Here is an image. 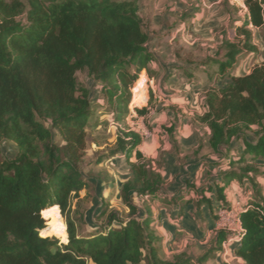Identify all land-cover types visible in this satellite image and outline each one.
<instances>
[{"label":"trees","instance_id":"1","mask_svg":"<svg viewBox=\"0 0 264 264\" xmlns=\"http://www.w3.org/2000/svg\"><path fill=\"white\" fill-rule=\"evenodd\" d=\"M245 3L237 38L224 39L216 56L201 61L209 81L229 80L207 90L199 116L211 131L210 153L221 155L224 167L222 181L203 187L199 202H210L205 191L214 190L218 208H230L227 187L248 181L253 194L240 213L244 231L235 253L244 264H264V188L258 181L264 178V58L248 74H230L243 55L259 52L255 29L264 43V0ZM149 37L138 0H0V145L11 140L18 146L11 156L0 148V264H193L183 253L162 256L152 208L140 214L135 202L136 196L155 198L165 184L140 149L143 134L126 122L131 86L144 69L157 75L149 68ZM79 71L102 83V103L120 128L106 157L124 154L130 166L120 189L127 217L103 197V221L91 232L80 230L82 215H73L74 199L93 186L79 167L95 118L91 90ZM145 81L143 72L134 103L144 102ZM150 85L154 95V80ZM152 107L137 108L138 116L148 121ZM162 128L177 149L174 127ZM114 185L111 179L106 188L113 191ZM227 237L218 229V247L199 262L223 250Z\"/></svg>","mask_w":264,"mask_h":264},{"label":"crops","instance_id":"2","mask_svg":"<svg viewBox=\"0 0 264 264\" xmlns=\"http://www.w3.org/2000/svg\"><path fill=\"white\" fill-rule=\"evenodd\" d=\"M138 4L139 14L150 36L146 47L154 56L149 68L157 75H150L147 69L143 71L154 80L155 98L162 100L164 92L168 96L164 97L165 105H170L169 109L178 113L170 125L174 127L177 149L165 129L144 137L140 145L143 154L152 160L165 179L164 187L156 197H144V200L148 201L154 213L162 256L171 259L183 253L191 258L193 264H201L199 258L212 247H218L215 215L219 206L214 190L205 191L210 202H199L202 198L199 192L203 187H214L221 182L224 167L220 163L221 155L210 153L211 131L208 126L203 124L207 131L201 132L191 120L193 111L189 113L190 117L182 112H188V105L196 106L199 100H204L206 111V92L216 84L218 77L213 79L214 82L209 81L207 71L210 70L201 61L216 56L224 39L237 38L236 28L243 23L240 15L244 19L248 8L238 11L227 0H138ZM237 65L230 74L245 75L251 71L242 73V65ZM201 144L203 149L199 151ZM159 150L164 151L167 157L159 160ZM189 182L193 183V188L183 190ZM244 185L235 180L227 187L231 205L240 203ZM172 198L174 201L168 203ZM246 208L247 203L238 207L241 212ZM144 213L143 209L141 214ZM236 247L232 245L228 256L222 249L216 251L202 264H244V260L235 253ZM89 264L95 263L90 260Z\"/></svg>","mask_w":264,"mask_h":264},{"label":"rangeland","instance_id":"3","mask_svg":"<svg viewBox=\"0 0 264 264\" xmlns=\"http://www.w3.org/2000/svg\"><path fill=\"white\" fill-rule=\"evenodd\" d=\"M238 8L236 5H233ZM240 8H238V11ZM240 14V13H239ZM246 16V15H245ZM241 20H243V16L240 15ZM255 42L259 47V52L257 54H245L243 55L238 65L241 64L242 73H246L248 70H252L255 66L261 64L264 58V43L259 36V31L255 29ZM213 46V45H212ZM215 47V46H214ZM237 65V66H238ZM143 74V72H141ZM146 78L148 77V101L146 104L141 107H148L153 105L151 109V113L148 116V121L144 120L143 116H137L134 119L127 118L126 122L129 126L136 128L141 131H149L151 133H157L164 131L162 125L166 124L168 126L175 120V114L177 112L171 111L169 109L170 105L166 106L164 101V97H168L164 95L163 99L160 100L159 97L151 95V76L148 72H144ZM78 78L81 83L87 85L91 90V97L93 100V106L95 109V118L91 122V124L87 127L88 132V140L85 146V149L82 150V155L79 161V167L83 172L85 178L87 179L89 184L93 186L83 189L80 192V198H75L73 202V209L77 208L78 212L73 213L74 216H83V219L78 221L80 224V230L84 232H91L95 230L96 224H100L103 221L102 218L98 217L99 212L101 211L103 204L102 198L108 197L110 209H115L121 212L122 217L126 218L128 215V208L123 204L121 199L120 189L123 183L130 176V166L127 162L126 156L124 154H117L116 156L109 159L106 157L107 153L115 146L117 136L119 134V126L112 120L111 112H109V107L105 106L103 102V93L102 83L94 80L90 77L85 71L78 72ZM219 80V79H218ZM216 81L215 85L221 86L223 83L229 78L222 79ZM135 84V82H134ZM133 84V85H134ZM131 86V88L133 87ZM155 86V84H154ZM153 89V88H152ZM204 100H199L196 106L188 105L186 108L188 112H182V114L190 117V114L193 111L191 116V120L193 121V125L197 127L201 132L206 133L207 128L203 123L199 120V116L204 113L203 105ZM157 106V107H156ZM138 107V108H141ZM156 107V108H155ZM137 110V108H135ZM183 109H180L182 111ZM178 116V115H177ZM1 150L5 155L11 156L12 154L18 151V146L14 141L6 140L0 145ZM164 151L159 150V160L165 158ZM158 163V162H157ZM111 179L115 180V185L113 191H111L110 187L106 188L107 183ZM258 181L261 186L264 188V178L258 177ZM185 185V184H184ZM188 185H185L183 190L188 191ZM177 191H181L178 187ZM87 194L88 197H87ZM253 189L248 181H245V185L242 186L241 195H240V203L235 204L238 208L246 203L252 197ZM135 202L139 207V213H142V210L150 206L148 201L144 200V196H136ZM151 207V206H150ZM61 212V209H60ZM62 215V213H61ZM43 216V214H42ZM63 216V215H62ZM45 219V218H44ZM64 221L65 218L63 217ZM46 220V219H45ZM160 220V219H159ZM47 222V220H46ZM161 221H159L160 223ZM66 223V221H65ZM119 225L118 223H116ZM57 237L56 235H54ZM59 238V237H57ZM61 242L67 243L62 238H59Z\"/></svg>","mask_w":264,"mask_h":264},{"label":"built area","instance_id":"4","mask_svg":"<svg viewBox=\"0 0 264 264\" xmlns=\"http://www.w3.org/2000/svg\"><path fill=\"white\" fill-rule=\"evenodd\" d=\"M232 5H236L240 10L247 9V5L245 3V0H229ZM144 72V71H142ZM142 78V74H140L139 78L135 81V84L131 88L132 92V99L130 102V110L131 114L129 118H135L138 116L137 111L135 108L141 107L142 105L146 104L148 101V77L146 78L145 84H146V91L147 95L146 98H144V102L141 103H134V97L136 94V87L138 81ZM148 107V105H147ZM142 108V107H141ZM140 131L144 137L150 136L149 131ZM240 213L241 211L235 206L232 205V207H220L217 210V229L226 230L228 232L227 239L223 242V251L226 256L229 254V250L231 249L232 245H238L240 244L243 236V227L241 225V219H240Z\"/></svg>","mask_w":264,"mask_h":264}]
</instances>
